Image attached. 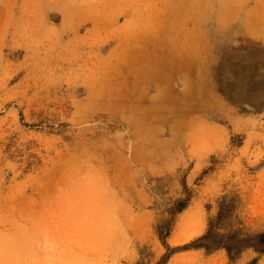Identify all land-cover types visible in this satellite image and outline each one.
Returning <instances> with one entry per match:
<instances>
[{
  "label": "rangeland",
  "instance_id": "374dc122",
  "mask_svg": "<svg viewBox=\"0 0 264 264\" xmlns=\"http://www.w3.org/2000/svg\"><path fill=\"white\" fill-rule=\"evenodd\" d=\"M222 196L264 230V0H0V264H264L184 248Z\"/></svg>",
  "mask_w": 264,
  "mask_h": 264
},
{
  "label": "trees",
  "instance_id": "16d2710c",
  "mask_svg": "<svg viewBox=\"0 0 264 264\" xmlns=\"http://www.w3.org/2000/svg\"><path fill=\"white\" fill-rule=\"evenodd\" d=\"M235 201L236 197H220L218 210L209 217L205 232L184 248L203 249L208 253L224 250L230 261H235L248 249L264 253V230L249 231L244 220L235 214ZM177 205L184 207L182 202Z\"/></svg>",
  "mask_w": 264,
  "mask_h": 264
}]
</instances>
